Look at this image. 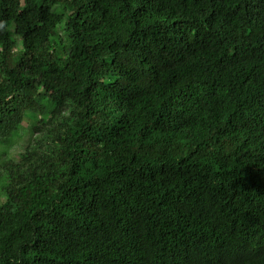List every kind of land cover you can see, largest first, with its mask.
<instances>
[{
  "label": "trees",
  "instance_id": "1",
  "mask_svg": "<svg viewBox=\"0 0 264 264\" xmlns=\"http://www.w3.org/2000/svg\"><path fill=\"white\" fill-rule=\"evenodd\" d=\"M0 264H264V0H0Z\"/></svg>",
  "mask_w": 264,
  "mask_h": 264
},
{
  "label": "rangeland",
  "instance_id": "2",
  "mask_svg": "<svg viewBox=\"0 0 264 264\" xmlns=\"http://www.w3.org/2000/svg\"><path fill=\"white\" fill-rule=\"evenodd\" d=\"M9 152L10 156L13 157L17 154L18 148H16V145L12 148H10L8 151H6V154Z\"/></svg>",
  "mask_w": 264,
  "mask_h": 264
}]
</instances>
